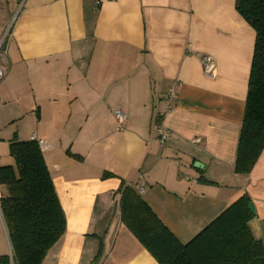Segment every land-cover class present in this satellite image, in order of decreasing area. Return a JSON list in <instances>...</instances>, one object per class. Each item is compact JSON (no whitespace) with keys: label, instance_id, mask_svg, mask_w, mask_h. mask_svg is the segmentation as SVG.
<instances>
[{"label":"crops","instance_id":"1","mask_svg":"<svg viewBox=\"0 0 264 264\" xmlns=\"http://www.w3.org/2000/svg\"><path fill=\"white\" fill-rule=\"evenodd\" d=\"M96 1L0 0V167L14 166L12 142L42 140L66 218L42 264H158L121 222L122 185L182 244L246 195L264 243V151L234 172L255 44L236 0Z\"/></svg>","mask_w":264,"mask_h":264},{"label":"trees","instance_id":"2","mask_svg":"<svg viewBox=\"0 0 264 264\" xmlns=\"http://www.w3.org/2000/svg\"><path fill=\"white\" fill-rule=\"evenodd\" d=\"M235 6L255 32L234 168L248 175L264 151V0H236ZM9 152L14 166L0 167L6 189L0 211L12 256H0V264H42L63 237L66 218L38 143L12 142ZM120 194L121 222L158 264H264V243L248 225L254 215L246 195L182 244L133 189L122 185Z\"/></svg>","mask_w":264,"mask_h":264},{"label":"built area","instance_id":"3","mask_svg":"<svg viewBox=\"0 0 264 264\" xmlns=\"http://www.w3.org/2000/svg\"><path fill=\"white\" fill-rule=\"evenodd\" d=\"M99 3L100 1L97 0L96 4L98 5ZM8 33H9V29L6 31L4 36L0 39V82L4 80V78L7 75L8 69H9L8 54H7L6 47H5ZM200 62H201L202 71L204 75L208 77L213 76L215 69H216V64L213 61V59L209 55L204 54L201 56ZM170 94L173 95L172 92H170ZM114 115H115V119H116L118 127L122 128L124 125L125 119H126L124 113L119 110H116L114 112ZM155 132L158 137L159 143L163 146L167 141V131L164 125L162 124V122L156 123ZM33 140L38 143L40 148H44L45 144L42 140H35L34 137H33Z\"/></svg>","mask_w":264,"mask_h":264},{"label":"water","instance_id":"4","mask_svg":"<svg viewBox=\"0 0 264 264\" xmlns=\"http://www.w3.org/2000/svg\"><path fill=\"white\" fill-rule=\"evenodd\" d=\"M194 167H195V168H198V167H199V164H198V163H195V164H194ZM248 209H249V211H250L252 214H255V211H254V205H253L252 203L249 204Z\"/></svg>","mask_w":264,"mask_h":264}]
</instances>
